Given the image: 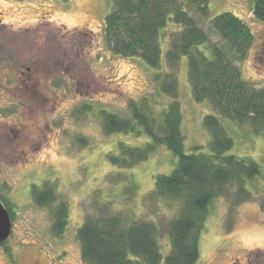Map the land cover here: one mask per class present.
<instances>
[{"label":"rangeland","instance_id":"obj_1","mask_svg":"<svg viewBox=\"0 0 264 264\" xmlns=\"http://www.w3.org/2000/svg\"><path fill=\"white\" fill-rule=\"evenodd\" d=\"M253 3L209 0L206 18L185 6L210 32L211 41L226 50L209 28L214 15L229 11L250 27L254 37L244 52L227 51L245 80L264 87V20L254 16ZM111 6L112 0H0V202L13 213L10 235L0 243V264H88L76 231L85 215L95 214L103 203L129 220L155 221L159 264H165L168 222L179 202L172 197L155 200L148 193L154 177L169 173L177 157L159 145L129 169L112 166L108 154H118L120 143L142 146L149 138L141 131L106 134L101 115L129 117L130 101L141 100L158 114L172 101L160 82L170 34L181 26L169 19L160 30V67L152 68L107 45L104 19ZM199 48L209 56L206 47ZM177 78L174 97L180 105L184 151L198 147L208 152L211 135L203 119L215 112L208 101L194 100L185 56ZM221 123L233 140L226 153L255 161L260 174L244 182L248 193L242 198L232 185L212 199L194 264H264V133L248 123L223 118ZM121 173L130 175L133 193L126 191ZM43 182L53 187L57 200L67 202L69 216L61 235L52 230L51 207L32 198V185Z\"/></svg>","mask_w":264,"mask_h":264},{"label":"trees","instance_id":"obj_2","mask_svg":"<svg viewBox=\"0 0 264 264\" xmlns=\"http://www.w3.org/2000/svg\"><path fill=\"white\" fill-rule=\"evenodd\" d=\"M208 2L112 0L104 19V35L111 51L139 57L152 68L160 67V30L169 19L181 26L180 30L170 34L167 67L160 82L162 92L173 97L172 101L158 114L141 100L130 101L129 117L111 112L101 115L106 134L141 131L149 138L142 146L120 143L118 154H108L112 166L129 169L145 160L159 145H165L177 157V163L169 173L154 177L153 188L148 193L155 200L172 197L179 202L177 213L168 222L170 250L165 264H194L199 257V238L212 199L227 193L232 185L242 198L248 193L244 182L260 174L255 161L226 153L232 148L233 140L221 123L222 118L238 124L248 123L254 131L264 133V87L245 80L227 51L243 53L254 36L240 17L225 11L209 20V28L223 40L227 50L212 42L210 32L199 25L185 6L187 4L206 18ZM252 12L256 18L264 20V0H254ZM201 45L209 50V56L199 48ZM182 56L187 59V78L194 100L208 101L215 112L203 119L211 135L208 152L197 151L198 147H195L196 152L184 151L180 105L174 97ZM108 177L115 179L114 175ZM118 177L125 180L128 193L135 191L130 175L121 173ZM31 195L36 204L51 207L52 230L61 235L69 216L67 202L57 200L48 182L32 185ZM6 209L12 218V211ZM76 235L82 260L88 264H159L162 258L157 223L142 218L129 220L112 211L109 203L99 206L95 214L87 213Z\"/></svg>","mask_w":264,"mask_h":264},{"label":"water","instance_id":"obj_3","mask_svg":"<svg viewBox=\"0 0 264 264\" xmlns=\"http://www.w3.org/2000/svg\"><path fill=\"white\" fill-rule=\"evenodd\" d=\"M11 224L10 214L6 207L0 202V243L9 237Z\"/></svg>","mask_w":264,"mask_h":264}]
</instances>
